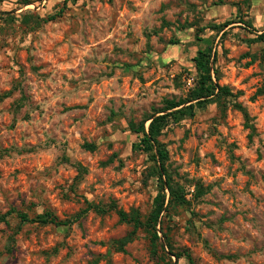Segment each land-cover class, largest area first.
Instances as JSON below:
<instances>
[{
	"label": "rangeland",
	"instance_id": "374dc122",
	"mask_svg": "<svg viewBox=\"0 0 264 264\" xmlns=\"http://www.w3.org/2000/svg\"><path fill=\"white\" fill-rule=\"evenodd\" d=\"M263 32L264 0H0V215L70 221L7 215L0 264H264ZM198 51L228 95L191 99Z\"/></svg>",
	"mask_w": 264,
	"mask_h": 264
},
{
	"label": "trees",
	"instance_id": "16d2710c",
	"mask_svg": "<svg viewBox=\"0 0 264 264\" xmlns=\"http://www.w3.org/2000/svg\"><path fill=\"white\" fill-rule=\"evenodd\" d=\"M62 13V9L59 10L56 14L48 16L44 21H52L56 16H59ZM230 22L226 21L222 25H228ZM260 39L264 41V32L260 34ZM177 40H172L170 44L175 45L177 44ZM194 66L196 68V71L198 73V79L196 81V85L193 88V96L191 97L192 100H198V102L205 96H209L214 93V91L217 89L219 93L223 95H228L229 90L227 87L217 86L216 83L213 82L212 78V70L210 69V51H198L197 55L193 58ZM214 72V71H213ZM215 74V72H214ZM184 101H171L168 102V105L170 108H176L179 107L181 104H183ZM200 103V102H199ZM192 105L188 106V109H191ZM187 108L177 110V113H183L185 112ZM244 117L246 120V125H248V115L247 113H244ZM167 118V115H159L154 117H147L145 121L150 119L147 128L145 127V121L140 122L136 128H134V132L137 134H141V140L140 144L145 148L146 152H150L153 161L158 162L160 167L159 169L164 171V162L167 160V154L166 151L163 149L162 145H160L157 140L155 139L156 135L159 133L161 126L165 123V120ZM84 147L88 150H93L94 146L90 144H84ZM158 156V160L156 159V156ZM158 179L160 183V191L159 193L154 197L153 207L150 212V221L155 224L157 221V218L159 217L160 213L163 210V205L166 199L165 189L169 191V200L175 201L177 203H185L184 196L179 191H174L171 184L169 183V178L165 182L161 181V174L158 170ZM94 210L98 214H102L105 212V210L98 206V205H90L88 204L85 208H82L76 215L74 216L73 221H76L80 219L83 215H85L89 210ZM13 212H16V216L22 221V222H41V223H51L55 226H63L67 225L70 221L69 220H58L55 216L49 215L47 218H29L28 215L24 212L17 211L14 209H11L7 211L6 213L0 215V222L5 220V217ZM117 215L121 220L126 221V214L122 210L116 211ZM134 224V228H137L140 225V222L136 218H131V220ZM154 238L157 240L158 237L156 233L154 232ZM190 260L189 255L187 256Z\"/></svg>",
	"mask_w": 264,
	"mask_h": 264
}]
</instances>
